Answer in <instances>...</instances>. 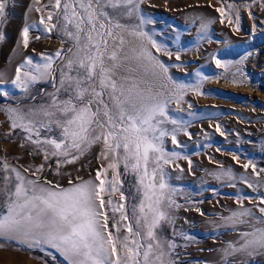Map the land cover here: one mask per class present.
Segmentation results:
<instances>
[{
  "label": "rangeland",
  "instance_id": "obj_1",
  "mask_svg": "<svg viewBox=\"0 0 264 264\" xmlns=\"http://www.w3.org/2000/svg\"><path fill=\"white\" fill-rule=\"evenodd\" d=\"M55 2L9 0L6 21L0 27V35L4 36L0 41V90L9 93L8 96L0 95V187L6 175L5 162L29 180H38L41 184L51 181L61 188L90 180L99 185L96 176L100 171L105 189L110 187L109 181H114L117 187L111 195L108 191L102 193L104 200L123 203L131 219L132 205L139 199H133L137 177L126 171L122 163L118 171L108 169L111 157H101L102 144L92 145L73 163H63L62 157L49 156L46 160L44 152L25 139V132L11 127L9 116L3 110L37 108L49 103L47 94L55 91L51 83L38 82L25 94L11 83L17 68L25 64L27 58L42 63V54L54 56L57 51H67L71 47L72 42L60 34L57 13L62 9L55 8ZM228 4L233 6L230 12ZM219 8L225 9L224 17L216 11ZM141 12L153 21L144 25L143 30L171 53L157 52L144 41L168 72L157 68L159 76H153L150 70L146 71L139 62L130 59L119 70L120 75H127L126 69L131 67L136 69L133 75L144 82L142 86L152 84L154 90L160 89L162 84L166 85L162 90L172 89L174 84L167 77L189 86L179 104L169 105V115L185 122L183 131L176 136L178 144L173 143L171 136L164 139L165 151L179 154L164 166V171L166 183L176 190L172 199L181 207L169 209L175 218L174 226L164 224L157 231L180 245L176 249L178 264H225L222 250L229 242L239 240V232L251 228L245 224L235 228L225 226L222 218L241 210L242 206L259 216L258 208L264 207L259 204L264 198V172L257 176L251 167H245L251 163L258 172L264 169V4L260 0H145ZM49 13L53 14L51 21L47 20ZM237 15L239 26L235 23ZM42 18L57 27L46 32L40 23ZM229 19L233 22L229 23ZM207 21L213 22L207 33H202L201 23ZM121 22L134 26L139 24V19L125 17ZM32 25L35 27H30L29 44L25 48L23 29ZM139 43L140 40L132 36L123 46L124 53L131 56L130 50ZM244 57L247 59L239 63ZM217 59L222 64L231 62V65L227 68L217 66ZM57 65L62 66V59H54V68ZM26 71L27 67L21 74ZM165 127L171 131L176 126L166 124ZM45 135L56 136L58 131L51 134L42 131L41 137ZM38 168L43 170L37 172ZM151 168L150 164V171ZM224 170H231L235 179H218L215 174ZM9 175L14 181L15 174ZM244 177L258 187H248L243 182ZM121 193L126 199L122 200ZM2 202L0 197V204ZM110 209L111 205L106 204L103 210H108V225L112 229L114 221ZM119 217L120 213L116 212L115 219ZM126 223L128 221L121 224L118 233L121 238L128 235L122 226ZM173 227L176 236H173ZM181 233L193 239L185 240ZM229 259L231 264H241L246 258L236 254ZM0 264H67V261L55 249L46 246L28 248L0 239ZM248 264H264V256L251 259Z\"/></svg>",
  "mask_w": 264,
  "mask_h": 264
},
{
  "label": "snow or ice",
  "instance_id": "obj_2",
  "mask_svg": "<svg viewBox=\"0 0 264 264\" xmlns=\"http://www.w3.org/2000/svg\"><path fill=\"white\" fill-rule=\"evenodd\" d=\"M260 2L264 4V0ZM143 3L145 0H63V3L56 0L55 8L62 9L57 13L59 31L72 42L71 47L67 51H57L54 56L42 54V63L27 58L11 81L25 94L38 82L51 83L55 91L47 94L49 103L37 108L27 111L18 107L3 109L9 116L11 127L25 132V139L37 145L46 160L53 156L62 157L63 163H73L92 145L102 144L101 157H111L108 169L118 171L122 163L126 171L137 177L133 199H139L132 205L131 219L123 203L104 200L102 193L108 191L111 195L117 187L114 181H109L110 187L105 189L100 171L96 176L99 185L90 180L61 188L51 181L41 184L38 180H29L5 162L3 171L6 175L2 178L3 187H0V197L3 198L0 239L28 248L46 246L55 249L67 264H178L176 249L180 245L174 239L164 238L157 230L164 224L174 226L175 218L169 209L181 207L172 199L176 190L166 183L164 171V166L179 154L166 152L164 139L171 136L173 143L178 144L176 136L183 131L185 122L169 115V105L173 102L179 104L189 86L177 84L167 77L174 87L164 91L166 85L162 84L160 89L154 90L152 84L142 86L144 82L133 75L136 69L131 67L126 69L127 75H120L119 70L130 59L139 62L146 71L150 70L153 76H159L157 68L168 72V68L144 44L146 40L157 52L171 55L143 30L144 25L153 22L142 14ZM8 4L9 0H0V27L6 21ZM232 7L227 5L229 12ZM216 11L221 17L226 15L224 8ZM133 16L139 19V24L130 26L121 22L123 18ZM52 19L53 14L49 13L47 20ZM212 22H202L201 32L207 33ZM232 22L229 19V23ZM40 23L49 33L57 27V24L49 25L43 18ZM235 23L239 26V15ZM30 27L35 26L23 29L25 48L29 44ZM123 33L140 40L139 45L130 50L131 56L124 53L123 46L127 41ZM3 39L4 36L0 35V41ZM54 59H62V66L54 68ZM176 59H180L179 54ZM246 59L242 58L239 63ZM216 64L227 68L231 62L222 64L217 59ZM25 67L28 71L22 75ZM196 90H199L198 85ZM8 94L0 90V95ZM166 124L176 127L169 131ZM42 131L49 134L58 131V135L41 137ZM245 167H251L257 176L264 172V169L258 172L251 163ZM42 170L36 169L37 172ZM106 172L107 169L105 175ZM9 173L15 174L14 181ZM215 175L218 179H235L231 170ZM243 182L250 188L258 187L247 177ZM121 198L126 199L123 193ZM106 204L111 205L113 213L112 229L108 225V210H103ZM259 204L264 205V198ZM258 210L259 216L242 206L241 210L222 218L225 226L235 228L245 224L251 228L239 232V240L229 242L222 250L225 264H231L229 258L236 254L246 258L241 264L264 256V226L257 227L264 225V207ZM116 212L120 213L119 220L115 219ZM123 221H128L122 225L128 235L121 238L118 233ZM176 235L173 227V236ZM183 239L193 238L183 235Z\"/></svg>",
  "mask_w": 264,
  "mask_h": 264
},
{
  "label": "bare ground",
  "instance_id": "obj_3",
  "mask_svg": "<svg viewBox=\"0 0 264 264\" xmlns=\"http://www.w3.org/2000/svg\"><path fill=\"white\" fill-rule=\"evenodd\" d=\"M123 35H124L126 41L129 39H132V36L127 35V33H124Z\"/></svg>",
  "mask_w": 264,
  "mask_h": 264
}]
</instances>
